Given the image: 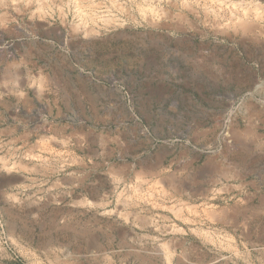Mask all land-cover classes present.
<instances>
[{
	"label": "rangeland",
	"instance_id": "rangeland-1",
	"mask_svg": "<svg viewBox=\"0 0 264 264\" xmlns=\"http://www.w3.org/2000/svg\"><path fill=\"white\" fill-rule=\"evenodd\" d=\"M0 264H264V0H0Z\"/></svg>",
	"mask_w": 264,
	"mask_h": 264
},
{
	"label": "bare ground",
	"instance_id": "bare-ground-1",
	"mask_svg": "<svg viewBox=\"0 0 264 264\" xmlns=\"http://www.w3.org/2000/svg\"><path fill=\"white\" fill-rule=\"evenodd\" d=\"M12 5V4H11ZM233 30V29H232ZM243 32V31H242Z\"/></svg>",
	"mask_w": 264,
	"mask_h": 264
}]
</instances>
